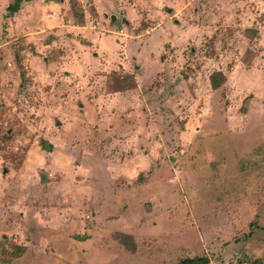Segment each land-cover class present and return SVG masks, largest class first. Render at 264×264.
<instances>
[{
	"label": "rangeland",
	"instance_id": "1",
	"mask_svg": "<svg viewBox=\"0 0 264 264\" xmlns=\"http://www.w3.org/2000/svg\"><path fill=\"white\" fill-rule=\"evenodd\" d=\"M13 1L0 264H264V0Z\"/></svg>",
	"mask_w": 264,
	"mask_h": 264
},
{
	"label": "trees",
	"instance_id": "2",
	"mask_svg": "<svg viewBox=\"0 0 264 264\" xmlns=\"http://www.w3.org/2000/svg\"><path fill=\"white\" fill-rule=\"evenodd\" d=\"M23 1L26 0H14L13 3L8 5L7 7V14L9 16L14 15L20 8V5ZM16 60L18 61V56H16ZM21 77H24L23 72L21 71ZM210 84L213 89H218L222 85L226 83V78L223 73L221 72H214L210 76ZM133 85H129L128 88L132 87ZM118 242L120 244H123L126 248H128L131 251H134V243L133 238L129 235L118 233L117 235ZM177 264H209V259L206 256H194V257H188L180 260Z\"/></svg>",
	"mask_w": 264,
	"mask_h": 264
},
{
	"label": "water",
	"instance_id": "3",
	"mask_svg": "<svg viewBox=\"0 0 264 264\" xmlns=\"http://www.w3.org/2000/svg\"><path fill=\"white\" fill-rule=\"evenodd\" d=\"M114 19V18H113Z\"/></svg>",
	"mask_w": 264,
	"mask_h": 264
}]
</instances>
